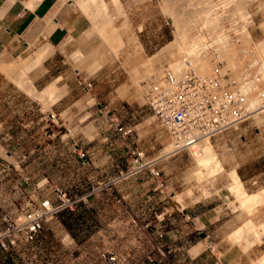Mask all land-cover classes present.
I'll return each instance as SVG.
<instances>
[{
	"label": "rangeland",
	"instance_id": "rangeland-1",
	"mask_svg": "<svg viewBox=\"0 0 264 264\" xmlns=\"http://www.w3.org/2000/svg\"><path fill=\"white\" fill-rule=\"evenodd\" d=\"M105 1L108 5L106 14L112 21L111 29L115 28L110 30L114 36L121 34L123 42L99 46L104 51L101 55L103 60L99 62L101 68L86 80L83 76V87H80L83 94L87 93V100H76L72 108L64 104L51 108L44 94V97L40 96L45 99H40V112L34 117L31 130L10 132L11 137L7 140L4 138L6 134L0 132L2 216L8 213L4 211L5 207L14 206L16 212L9 214L21 221L25 218L22 209L27 205L35 207L46 198L57 203L58 189L65 191L67 196L61 209L44 220L33 247L31 243L21 241L11 249L13 255L25 253L23 264H106L113 255L121 264H252V259L257 260L264 252V233L261 229L251 234V244L244 241L242 235L233 240L240 241L241 245L231 248L232 239L229 236L222 240L221 245L211 242L209 236H203L208 233L207 224L202 226L201 222L209 219L205 210L214 203V195H220L215 192L218 188L216 182L219 181L217 177L221 172L230 176V169L214 170V162L202 169L196 158L198 156L185 147L174 150L164 162L150 163L160 157L167 146L172 143L178 146L179 143L158 122L146 104L144 92L149 85L163 82L159 76L166 73V68L172 64L170 61L175 63L178 60L174 56L181 55L183 51L177 50L178 47L173 44L179 31L176 18H186L188 24H182L184 29L186 26L193 29L198 24L194 22L195 17L201 19L199 14H205L212 7L211 12L201 16L207 17L208 20L202 17L204 22L212 20V24L218 19L219 30L222 27L219 37H216L219 30L216 34L211 32L210 23L206 22L210 30L205 25L202 29L204 23H200L204 19H198L199 29L195 28L204 35L208 31L211 34L203 37V33H195V28V32L192 31L196 38H204L198 40L194 37L202 44L203 53H206L208 44L212 42L214 45L207 50L205 79L219 81L223 72L227 71L236 80L229 87L231 94L240 83L253 81V91L242 96L245 105L239 101L238 106L244 105L243 111L246 112L243 114L248 108L255 109L249 106L250 95H253L261 101L257 107H262L264 0ZM92 2L87 5V10L92 11L93 8V14H96L95 28L98 30L103 25L105 28L103 21L106 19L100 15L101 8L94 6L100 2H94L93 6ZM238 2L241 8H237ZM196 7L201 10L199 13L195 11L197 16L193 13ZM99 34L104 41V36ZM216 43H226L227 48L215 47ZM169 46L173 48L158 57ZM217 48H220L219 56L214 51ZM184 51L185 55L187 52ZM90 57L97 58L96 55ZM77 59L83 62L84 55ZM17 61L5 64L6 68L25 74L26 70L19 69ZM61 81L59 84L64 86L65 92L68 91L63 83L65 81ZM87 81L91 82L90 87L85 85ZM11 87L8 85L5 91H12ZM83 104H87V109L83 110ZM104 105L109 108L106 113ZM112 115H116L131 130L123 134L113 129L110 124ZM7 143H10L9 146ZM18 144L23 146L18 150L20 153L34 148L36 158L20 162L18 158L9 156L8 151L17 150ZM136 152L140 153L138 159ZM255 159L253 164H249V169L254 171L264 167V155ZM152 169L159 173H153ZM226 182L229 184V180ZM234 185L232 179L224 198L228 202L240 201L232 189ZM263 186L249 182L245 188L254 193ZM198 204H201L200 210L205 211L200 215V222L196 217L200 213ZM242 213L244 220L253 218L256 223L262 224L264 200L251 208L242 207ZM198 223L205 234L200 238L202 243L193 245L195 238H199L194 228ZM244 227L248 229L247 225ZM216 238L221 237H214L213 241ZM206 245H209L208 248L203 250ZM249 245L251 249H245L250 248ZM12 263L15 261L12 260Z\"/></svg>",
	"mask_w": 264,
	"mask_h": 264
},
{
	"label": "crops",
	"instance_id": "crops-1",
	"mask_svg": "<svg viewBox=\"0 0 264 264\" xmlns=\"http://www.w3.org/2000/svg\"><path fill=\"white\" fill-rule=\"evenodd\" d=\"M96 20V14L94 15L93 11L83 9L75 0L64 2L61 0H0V66L12 64L20 58H32L41 47L47 44L52 48L40 62L30 60L25 74L0 69V132L6 134V137L4 136L6 140L11 137L10 132L23 133L31 130L34 117L36 118L40 112V99L44 100L40 98L41 92H44L45 97L49 99L51 108L53 106L57 108L60 104L72 108L76 100H87V93L83 94L81 90L83 76L86 80L94 75L101 68V64L90 72L89 67L86 66L87 63L75 60L73 54L79 51L84 56L96 55L99 59L98 63L102 59L103 48L99 49V46L103 44L101 42L103 40L96 31ZM61 79L68 87L66 92L64 86L59 84ZM8 85L12 86L10 92L5 91ZM262 107L210 136V138L213 137L212 145L223 168L230 169V172H237L244 188L249 182L264 185V167L257 168L256 171L253 168L249 169V164H253L257 156L264 155V109ZM85 109L87 104H83V110ZM9 144L7 143V146ZM19 144L16 147L17 150L8 151L9 156L18 158L20 162L36 158L34 148L20 153L18 150L23 146ZM168 155L161 154L150 163L164 162ZM217 178L219 181L216 182L218 188L215 192L218 191L220 195L215 194L214 203L209 204L205 210L209 215L208 221H201L202 226L207 224L208 233L203 235L205 231L199 223L198 226H194L199 238H195L193 245L202 243L203 240L200 238L203 236L204 238L209 236L211 242L221 245L226 236L248 219L244 220L245 217L242 216L240 201L225 200L232 180L230 176L226 172H221ZM260 189H264V186ZM197 206L200 213L196 217L200 222V215L205 211L200 210L201 204ZM4 211L15 213L16 207L9 205L4 208ZM221 222L222 224H219ZM4 228L5 223L0 209V231ZM163 233L167 239V231ZM214 237L221 238L213 241ZM231 241L232 246L229 248L241 245L240 241ZM208 246H204L203 250ZM262 250L264 251V246ZM24 259L0 249V264H23ZM12 260L15 263H12Z\"/></svg>",
	"mask_w": 264,
	"mask_h": 264
},
{
	"label": "built area",
	"instance_id": "built-area-1",
	"mask_svg": "<svg viewBox=\"0 0 264 264\" xmlns=\"http://www.w3.org/2000/svg\"><path fill=\"white\" fill-rule=\"evenodd\" d=\"M221 66V63H219ZM221 80L204 79L194 71H187L180 79H173L163 73V84L149 88L145 93L146 104L153 111L158 122L171 135L180 132L183 136H189L191 128L195 130L208 131L210 136L217 131L227 127L233 120L240 117L243 106H238L241 95L230 92V85L236 80L224 71ZM213 82V83H212ZM83 83V82H82ZM221 83V84H220ZM90 87L91 82H85ZM104 112L109 108L104 105ZM51 115V114H50ZM110 124L113 129L120 133H128L131 128L122 124L116 115H112ZM138 154L137 159L140 157ZM144 165V163L142 164ZM140 167V166H139ZM152 172L158 174L157 170ZM58 202L54 203L46 198L35 207L27 205L24 211V220L18 221L16 216L9 213L3 215L5 223L4 230L0 231V249L12 253V248L18 246L19 242L31 243L37 239L43 227L44 220L59 211L66 201V192L56 190ZM18 256V255H17ZM21 258L26 259L25 253H20ZM18 256V257H19ZM106 264H121L115 255L111 256Z\"/></svg>",
	"mask_w": 264,
	"mask_h": 264
},
{
	"label": "bare ground",
	"instance_id": "bare-ground-1",
	"mask_svg": "<svg viewBox=\"0 0 264 264\" xmlns=\"http://www.w3.org/2000/svg\"><path fill=\"white\" fill-rule=\"evenodd\" d=\"M61 1H65V0H61ZM75 1H77V3L78 4H80L84 9H86L87 10V8H88V4H90V2L91 1H93L91 4H92V6L94 5L93 3L94 2H100V4H98V5H94V6H96V7H99V9H100V15H104V17H105V22L103 21V24L105 23V28H103L104 27V25H103V27H101L100 29H98V30H96V31H99V33H101L103 36H104V41H102L104 44H107L108 46L109 45H113V43L114 44H117V42H120V41H122L123 42V39H122V36H121V34H118V35H116V36H114V33H112L111 32V30H113L114 31V29L112 28L111 29V25H112V21L110 20V18H109V16L106 14L107 12V8H106V6H108V5H106V1L105 0H75ZM118 1V0H117ZM171 1V0H170ZM96 2V3H97ZM200 2V1H199ZM209 2H211V1H209ZM204 4H207V3H204ZM209 4V3H208ZM120 5V4H119ZM213 5V4H212ZM241 5H244V4H241ZM91 6V5H90ZM210 6V5H209ZM237 6H239V7H237V8H241V6H240V2H238V4H237ZM25 7H26V5H25ZM119 8H120V6H119ZM172 8V7H171ZM177 8V7H176ZM195 8V7H194ZM212 7H209V10H207V12H211L212 10ZM236 8V7H235ZM32 9V8H31ZM92 9V11H93V8H91ZM96 9H98V8H95V10ZM98 9V10H99ZM173 9V8H172ZM178 9V8H177ZM198 8L196 7V10H194V15H196L197 16V14L201 11H198L197 10ZM94 10V11H95ZM176 10V9H175ZM203 10V9H202ZM237 10V9H236ZM240 10V9H239ZM174 11V10H173ZM195 11H198V13H195ZM3 12V11H2ZM98 13H99V11H97ZM103 12V13H102ZM207 12H205V14L207 13ZM236 12V11H235ZM95 13H96V11H95ZM97 13V14H98ZM246 13V12H245ZM109 14V13H108ZM205 14H203V12L201 13V15H205ZM244 14V13H243ZM99 15V14H98ZM99 15V16H100ZM111 15V14H110ZM200 14H199V16L201 17V19L203 20V22L202 23H200V24H203L201 27H202V29L206 26V25H208L209 23V25H211L212 23V20H210L211 22H204L205 21V18L207 19V17H205V16H201ZM191 16V15H190ZM98 17V16H97ZM202 17H205V18H202ZM210 17V16H209ZM208 17V18H209ZM233 18V17H232ZM196 17H195V23H198V24H196V26L195 27H197L198 29H199V26H197V25H200L199 24V22H200V18H198V19H200L199 21H198V19H197V22H196ZM208 20V19H207ZM176 21H177V23L176 24H179V26H178V32H177V38L175 39V41L173 42V44L176 46V47H178V49L177 50H179V49H183V51L184 50H186V54L184 55L183 53L185 52H183V51H181V55H179V53L177 54V55H179V56H174L176 59H178L176 62L178 63V64H176V62L174 63V61L172 62V61H170L172 64H171V66H169L168 68H166V70H165V72L167 73L168 72V74H169V76H171V78H173V79H180V77H182L188 70H191V71H194L195 73H197L200 77H202V78H204L205 79V76H206V67H207V60H208V53H207V50H209V46H211L212 48H213V43L211 42H209L210 44H208L207 45V47H206V53H203V48H202V44L200 45L199 44V41L198 42H196L195 40L196 39H198V40H201V38H203L206 34H211L210 33V31H208L207 29V31L209 32V33H206L205 32V35H204V32H202L201 31V33H199L198 31L199 30H197L195 27H193V29H188V27L186 26V28L184 29V26L185 25H187L188 24V22H187V19L185 18H180V19H178V18H176ZM214 22V21H213ZM96 23V22H95ZM98 23V22H97ZM206 23V24H205ZM184 26H183V25ZM57 25V24H56ZM205 25V26H204ZM204 26V27H203ZM219 26H221L220 25V23L218 22V19H217V21H215L213 24H212V27H210V26H206V27H210L211 28V32H213L214 31V33L215 32H217V30H219ZM98 27V26H97ZM194 28L197 30L196 32H195V30H194ZM210 28H209V30H210ZM222 27H220V30L217 32L218 33V35L216 36L215 34V36L216 37H219V32L222 30L221 29ZM111 29V30H110ZM201 29V28H200ZM205 29V28H204ZM203 29V30H204ZM116 31V30H115ZM192 31H194L195 33H199V34H202L203 35V37L202 36H200V35H198V37L200 36V39L199 38H196V36H195V33H193ZM118 32V31H117ZM197 33V34H198ZM122 35H123V33H122ZM129 36V35H128ZM196 39H195V38ZM204 39V38H203ZM219 40V39H218ZM202 42V41H201ZM206 42H208V41H206ZM216 42H218V41H216ZM140 44V43H139ZM172 44V46H174ZM226 44V43H225ZM224 43L221 45L220 43H216L215 44V47H222V49H226L227 48V44L225 45ZM172 46H169L170 48H168V47H166L165 49H163V51H161L159 54H158V57H160V56H162L165 52H167L169 49H171V47ZM204 46V45H203ZM214 47V48H215ZM173 48V47H172ZM110 49V48H109ZM167 49V50H166ZM52 50V48H51V46L50 45H46V46H44V47H41L36 53H35V56L34 57H32V58H20V59H18V66L20 67L19 69H24V70H26L27 69V64H28V62L30 61V60H35V62L36 63H38V62H40V60L47 54V53H49L50 51ZM220 50V48H217V49H214V51H216V53L218 54V56L221 54V52H218ZM180 51V50H179ZM104 52V51H103ZM107 53H108V51H107ZM183 54V55H182ZM75 55V56H74ZM47 56V55H46ZM83 55H81V53L78 51H76L74 54H73V57H74V59H76V60H78L77 58H81ZM157 56V55H156ZM103 59V58H102ZM101 59V60H102ZM165 59V58H164ZM171 59V58H170ZM80 60V59H79ZM78 60V61H79ZM97 58H95V57H90V56H84V61L87 63L86 64V66H88L89 67V69H90V72L92 71V70H94L95 68H97L99 65H100V63H98L97 62ZM151 60V59H150ZM173 60V59H172ZM81 61V60H80ZM153 61V60H152ZM100 62V61H99ZM102 62V61H101ZM85 64V63H84ZM101 66V65H100ZM9 68V67H8ZM8 68H6V65L5 64H1V66H0V69H2V70H6V69H8ZM14 69V68H13ZM16 69V68H15ZM10 70V69H9ZM261 70L263 71V73H264V61H263V63H262V65H261ZM11 71V70H10ZM159 71V70H158ZM164 72V71H163ZM23 73H25V72H23ZM12 75V74H11ZM160 75V74H159ZM159 75H157V77L159 76ZM162 75L163 74H161L159 77H160V79L162 78ZM248 76V75H247ZM264 77V76H263ZM152 80V79H151ZM155 81H157L156 79H155ZM161 81V80H160ZM62 82V81H61ZM154 82V81H153ZM162 82V81H161ZM164 82V81H163ZM163 82L162 83H158V82H155V83H153V84H151V85H149L148 87L149 88H153V87H157V86H160L161 84H163ZM253 82V81H252ZM252 82H248V83H246V84H243V83H240L239 85V87H238V89L236 90L235 89V93H239L240 95H241V100H242V96L244 97V95H248L251 91H253V89H254V87L255 86H253L254 85V83H252ZM238 83H239V81H238ZM237 83V84H238ZM63 86V85H62ZM64 88V87H63ZM148 88V89H149ZM146 89V88H145ZM148 89H147V91H148ZM44 92H41L40 93V96L41 97H44ZM233 95H234V93H233ZM253 95H250V97L252 98V100L249 102L250 104H249V106L250 107H254L255 109H250V108H248V109H246L247 110V113H245V114H243L244 112H246V111H242L241 112V115H240V117H238V118H235V119H231V120H233L232 121V123L234 122V123H236L237 121H239L240 119H242V117H244V116H246V115H249L253 110H257L259 107H257L259 104H260V102L261 101H259V99H258V96L256 97V96H253ZM45 99V98H44ZM239 100L240 102H243V104H244V101L242 100ZM247 101H249V100H247ZM248 103V102H247ZM242 104V103H241ZM240 104V105H241ZM239 105V104H238ZM245 105V104H244ZM243 105V106H244ZM263 106V105H262ZM263 109H264V106L262 107ZM249 109H250V111H249ZM254 112V111H253ZM253 114V113H252ZM254 115V114H253ZM233 123V124H234ZM189 136H183L180 132H178L177 134H174V133H171V138H173V139H175V140H177L178 141V146H177V144L175 143V144H171V145H169V146H167L164 150H163V155H168V154H170V153H172L174 150H176L177 148H183V147H185V148H187V149H189L190 151H191V153L193 154V155H195V156H198V157H196L197 159H198V163H199V165H200V167H202V169H204V168H206L209 164H211L212 162H214V166H215V169L214 170H219V169H222L223 168V164H222V162H221V160L219 159V157L217 156V153H216V151L214 150V147H213V143L211 142V139H210V134L208 133V131H199V130H195V127L194 128H191V131L189 132ZM2 146L0 145V151H2V148H1ZM234 169V168H233ZM208 170V169H207ZM230 176H232V179L234 180V182H235V185L232 187V189L236 192V195L237 196H239V199H240V202H241V204H242V207H245V208H251L252 206H255V205H257L259 202H261V201H263L264 200V189L263 190H261V191H259V192H255V193H249V192H247L246 190H245V188L243 187V184H242V182H241V179L239 178V175H238V173L237 172H230ZM232 185H233V183H232ZM234 192V193H235ZM250 211V210H249ZM264 223V222H263ZM258 224V223H256V221L253 219V218H251V219H249L248 221H246L245 222V224L243 225V226H240L238 229H236L231 235H229V237L232 239V240H237V238H238V236H244V241H246V242H248V243H250L251 244V240H250V238H251V234H256L258 231H259V229H261L262 231H263V233H264V224ZM245 225H247V227H248V229H246L244 226ZM245 229V230H244ZM260 230V231H261ZM260 234V233H259ZM258 235V234H257ZM228 237V238H229ZM231 241V240H230ZM250 246V245H249ZM245 249H247V250H249V249H251V246H250V248H245ZM258 259L256 260H252V264H264V252L261 254V255H259L258 257H257ZM251 264V263H250Z\"/></svg>",
	"mask_w": 264,
	"mask_h": 264
}]
</instances>
